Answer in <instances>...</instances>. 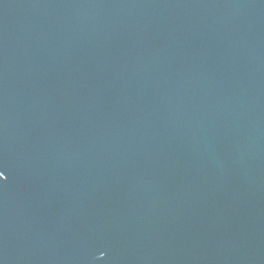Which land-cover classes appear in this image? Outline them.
Returning a JSON list of instances; mask_svg holds the SVG:
<instances>
[{
  "label": "water",
  "instance_id": "1",
  "mask_svg": "<svg viewBox=\"0 0 264 264\" xmlns=\"http://www.w3.org/2000/svg\"><path fill=\"white\" fill-rule=\"evenodd\" d=\"M0 264H264V0H0Z\"/></svg>",
  "mask_w": 264,
  "mask_h": 264
},
{
  "label": "snow or ice",
  "instance_id": "2",
  "mask_svg": "<svg viewBox=\"0 0 264 264\" xmlns=\"http://www.w3.org/2000/svg\"><path fill=\"white\" fill-rule=\"evenodd\" d=\"M0 179H6L5 173L0 171Z\"/></svg>",
  "mask_w": 264,
  "mask_h": 264
}]
</instances>
